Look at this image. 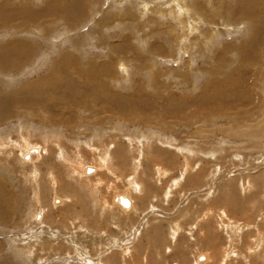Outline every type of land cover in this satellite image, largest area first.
<instances>
[{"label":"rangeland","instance_id":"rangeland-1","mask_svg":"<svg viewBox=\"0 0 264 264\" xmlns=\"http://www.w3.org/2000/svg\"><path fill=\"white\" fill-rule=\"evenodd\" d=\"M47 1L0 0V56L26 53L0 61V264H32L13 252L20 241L43 264H264V42L254 60L222 56L261 45L233 0H75L12 21L7 3ZM127 192L146 205L134 228L130 201H114ZM167 221L183 228L176 242Z\"/></svg>","mask_w":264,"mask_h":264},{"label":"bare ground","instance_id":"bare-ground-1","mask_svg":"<svg viewBox=\"0 0 264 264\" xmlns=\"http://www.w3.org/2000/svg\"><path fill=\"white\" fill-rule=\"evenodd\" d=\"M33 1H35V0H33ZM38 1V0H37ZM75 0H50V1H47L46 3H45V5L43 4V6L42 7H36V6H29V4H27V5H25L24 4V6L23 7H21V8H18V9H15V10H13L11 7H10V4L9 3H7L8 5H9V13H10V17H11V19H12V21H17V19H18V17L20 18V19H22V20H25V18L27 17L28 19H29V22H31V21H33V20H35V19H38V22H42V20H43V18L42 19H40V17H42V16H44V19L45 18H47V17H49V16H51V18H54V17H56V16H58V14H60V15H63V12H64V9H65V4H67V5H71V3L72 2H74ZM25 2V1H24ZM233 2V3H232ZM231 3L233 4V6H235V8L234 9H232L233 11V13L235 12L236 13V19L238 20V21H240V20H243L244 22H249L250 23V28H251V30H252V33L254 32V37H253V39H251V41L253 42V43H261V45L259 46L258 44V46L259 47H254V51H251V54H250V56H248V53H249V50L247 49V48H245V47H243V45L241 44V45H234V46H226V47H223L222 49V52H224L223 54H222V56H225V55H230L231 53H237V56H233L232 58L234 59V61L236 60V59H238L239 57H238V55H240L241 57H242V59H244V60H251V59H253L254 57H255V55L257 54V51H258V54L261 52V50H262V47H263V40H264V36H260V35H264V22H260V23H258L257 21L259 20V18H261L262 16H264V0H233V1H231ZM33 4H35V3H33ZM200 4V3H199ZM215 4V3H214ZM202 5H203V3H202ZM223 5V4H222ZM162 6H164V5H162ZM204 6V5H203ZM193 10H198V6L196 5V4H194L193 5ZM224 10V9H223ZM177 12V11H176ZM210 12V11H209ZM219 12V11H218ZM222 12V11H221ZM230 12V11H229ZM45 13H47V14H45ZM66 13H68V12H66ZM224 12H222V14H223ZM172 14V13H171ZM210 15H211V13H209ZM230 13H228V16H227V19H231L232 17V15L230 16L229 15ZM193 15H195V14H193ZM208 16L207 15V17L205 16V17H203V21L205 22H211L212 20H210V18H211V16ZM168 16V15H167ZM177 17H178V19H180L181 18V13H180V15L178 14V12H177V15H176ZM220 18H221V21H223L224 22V20H225V16H223V15H218ZM242 16H244L245 18L243 19V17ZM200 17V16H199ZM205 19V20H204ZM212 19V18H211ZM223 19V20H222ZM234 19H235V16H234ZM182 20H183V18H182ZM184 21V20H183ZM202 21V20H201ZM216 21V20H215ZM214 21V23H216ZM231 21H232V19H231ZM235 21V20H234ZM177 22V21H176ZM181 22V21H180ZM199 22V21H198ZM229 22V21H228ZM235 22H237V21H235ZM27 23V22H26ZM37 23V22H36ZM44 23V22H43ZM183 23V22H182ZM217 24V23H216ZM227 24V23H226ZM28 26H30V24H28ZM206 26V25H205ZM219 26V25H218ZM195 28H197V27H195ZM194 28V29H195ZM199 30V29H198ZM179 32V31H178ZM198 32V31H197ZM214 32L215 31H211V33H210V31L207 33V34H205V31L204 30H201L200 32H198V35L199 36H202V37H204V39L203 40H206V39H209L210 37H213L214 36ZM218 37H220V34L219 35H216V39L218 38ZM251 37V36H250ZM197 39H198V37H197ZM214 42V41H213ZM246 42H248L247 40L245 41V43ZM190 47V46H189ZM192 47V46H191ZM192 51V50H191ZM219 52V51H218ZM220 54H221V52H220ZM207 55V54H206ZM25 57H26V53H25V50H21V49H19V48H11V49H8L7 51H5L4 53H2L1 54V56H0V61H3V62H5V61H9V60H11V59H15V60H17V61H19V60H21V59H25ZM208 58V57H207ZM254 60V59H253ZM212 61V60H211ZM256 61V60H255ZM219 62V61H218ZM113 63H114V61H113ZM212 63V62H211ZM236 63V62H235ZM249 63L250 62H247V61H242L239 65H237L236 67H235V69H234V72L235 73H240L239 74V76L242 74V76L241 77H239L238 79H236L235 77H232L231 79H230V82L233 84V85H235V84H237L238 82H239V80L241 79V78H243V76H245L246 74H244V73H242L241 71L242 70H244L245 72H248V65H249ZM115 64V63H114ZM113 64V65H114ZM220 64V63H219ZM211 65V64H210ZM94 66V65H93ZM109 66V65H108ZM114 67V66H113ZM77 68V67H76ZM258 68V67H257ZM70 69V68H69ZM231 69V68H230ZM67 70V69H66ZM106 70V69H105ZM112 70V69H111ZM117 70V69H116ZM240 70V71H239ZM93 71V70H92ZM77 72V71H76ZM114 72V71H113ZM83 73V72H82ZM95 73H97V72H95ZM117 73V72H116ZM88 74V73H87ZM123 74V73H122ZM84 75H86L85 73H84ZM93 75V74H92ZM92 75H91V77L90 78H93L92 77ZM150 75V74H149ZM253 76V75H252ZM262 76H264V75H262ZM72 76L70 75V78H71ZM113 77V76H112ZM120 77H121V75H120ZM131 77V76H130ZM253 77H255V76H253ZM261 77V76H260ZM153 78H154V75H153ZM110 79V78H109ZM112 79V78H111ZM56 80H58V78L56 79ZM56 80H54V82L56 81ZM60 80V79H59ZM113 80V79H112ZM260 80V79H259ZM92 81V80H91ZM90 81V82H91ZM144 81V80H143ZM93 82V81H92ZM114 82V81H113ZM141 82V81H140ZM250 82V81H249ZM58 83V82H57ZM146 83V82H145ZM227 83V82H226ZM225 83V84H226ZM93 85V84H92ZM155 85V84H154ZM213 85V84H212ZM240 85V84H239ZM133 86V85H132ZM142 86H144V85H142ZM221 86H223V85H221ZM214 87V86H213ZM249 87H251V85L249 86ZM256 87H258V86H256ZM146 88V87H145ZM245 89V88H244ZM156 90V89H155ZM248 90V89H247ZM225 91V90H224ZM259 91V90H258ZM134 92V91H133ZM156 92V91H155ZM262 92V91H261ZM157 93V92H156ZM227 93V92H226ZM241 93H242V91H241ZM126 94V93H125ZM146 94V93H145ZM118 95H120V94H118ZM128 95V94H127ZM135 95H137V94H135ZM160 95V94H159ZM256 95V94H255ZM254 95V96H255ZM257 95H258V93H257ZM149 96V95H148ZM153 96V95H152ZM147 97V96H146ZM161 97V96H160ZM259 97H260V95H259ZM103 99L104 98H107L106 100H108V101H113V100H115L114 98H112V97H109V96H103L102 97ZM101 98V99H102ZM121 98V97H120ZM131 98L128 96L127 97V106H128V101L130 100ZM226 99V98H225ZM256 99V98H255ZM62 100V99H61ZM121 100H124V101H126L125 100V98H121ZM247 100H248V98H247ZM184 102L185 103V99H181L179 102ZM130 102V101H129ZM178 102V103H179ZM182 102L181 103H179V104H182ZM227 102V101H226ZM232 102V101H231ZM236 102V101H235ZM247 102H249V101H247ZM260 102V101H259ZM107 103V102H106ZM171 103H174V102H171ZM176 103V102H175ZM218 103V102H217ZM216 103V104H217ZM87 104V103H86ZM86 104H85V106H86ZM89 104V103H88ZM114 104V103H113ZM120 104H123L124 105V103H119V104H117V105H120ZM215 104V105H216ZM225 104V103H224ZM247 104V103H246ZM252 104V103H251ZM89 105H91V104H89ZM117 105H115L116 106V108H118L119 106H117ZM110 106V105H109ZM125 107V109L124 110H128V112H129V117H130V113L131 112H134L135 110H132V109H130V108H128V107ZM134 106V105H133ZM141 107V106H140ZM107 107H105V109H106ZM195 108V107H194ZM250 108V107H249ZM61 109V111H63V109L64 108H60ZM115 109V108H114ZM85 110V109H84ZM108 110H110V109H108ZM107 110V111H108ZM193 110V109H192ZM196 110V109H195ZM112 111V110H111ZM123 111V110H122ZM140 111V110H139ZM98 112V111H97ZM121 112V111H120ZM136 112V111H135ZM192 112V111H191ZM194 112V111H193ZM86 113V112H85ZM101 113V112H100ZM125 113V112H124ZM216 113H218V112H216ZM102 114V113H101ZM110 114H112V113H110ZM122 114V113H121ZM126 114V113H125ZM149 114V113H148ZM100 115V114H99ZM114 115V114H113ZM117 115V114H116ZM115 115V116H116ZM133 115H135L136 116V113L135 114H133ZM131 116V117H133L134 118V116ZM146 116H147V114H145ZM145 115H142L143 117L145 116ZM141 116V115H140ZM193 116V115H192ZM224 116H225V114H224ZM136 117H138V115L136 116ZM1 118V117H0ZM101 118V117H100ZM142 118V117H141ZM112 119V118H111ZM124 119V118H123ZM130 119V118H129ZM134 119H136V118H134ZM143 119V118H142ZM103 120V119H102ZM141 120V119H140ZM97 121V120H96ZM126 121V120H125ZM102 122V121H101ZM129 122V121H128ZM132 122V121H131ZM133 122H134V120H133ZM156 123V122H155ZM153 124H154V122H153ZM149 125V124H148ZM117 126V125H116ZM152 126V125H151ZM178 126V125H177ZM201 126V125H200ZM92 128V127H91ZM122 128V127H121ZM96 130V129H95ZM160 130V129H159ZM98 131V130H97ZM161 131V130H160ZM205 131V130H204ZM263 131V130H262ZM47 133V132H46ZM52 133V132H51ZM53 134V133H52ZM54 137H57V136H55L54 135ZM79 137V136H78ZM192 138V137H191ZM80 139V138H79ZM147 140V139H146ZM148 140H150V139H148ZM66 141V140H65ZM93 141V140H92ZM78 142V141H77ZM76 142V143H77ZM95 147V146H94ZM150 146H148V148H149ZM97 150V149H96ZM30 151H32L31 149H30ZM89 151V150H88ZM108 151L109 150H107V153H108ZM92 152V151H91ZM182 153V152H181ZM185 153V152H184ZM101 154V153H100ZM142 155V154H141ZM144 155V154H143ZM28 160H30V155L28 154ZM102 158H104V156H102ZM141 158V157H140ZM26 159V158H25ZM27 160V161H28ZM100 160V159H99ZM108 162V161H110L109 159H103V164H105V162ZM106 162V164L107 165H109L108 163ZM110 163H111V161H110ZM136 166H134L136 169L138 168V167H141V160H137L136 162ZM100 164V163H99ZM140 164V165H139ZM106 166V165H105ZM133 166V165H132ZM108 167V166H107ZM51 169V168H50ZM76 169V168H75ZM36 170V169H35ZM90 170H92V169H90ZM90 170H87V171H90ZM131 171H133V170H131ZM37 172V171H36ZM108 172V171H107ZM114 172V171H113ZM113 172L111 173V174H113ZM109 173V172H108ZM36 174V173H35ZM182 177V176H181ZM2 178L0 177V181H2L1 180ZM161 179H162V177H161ZM110 180V179H109ZM137 182V181H136ZM98 185V184H97ZM161 185V184H160ZM104 186V185H103ZM96 187H99V186H96ZM132 188H133V190H138L139 189V191H141V186L140 187H138V189H135V186H132ZM95 189V188H94ZM98 190L99 189H101V187L100 188H97ZM11 190V189H10ZM111 191V190H110ZM109 191V192H110ZM161 191V190H160ZM100 193H102V192H100ZM107 193V192H106ZM37 194H38V192H37ZM143 194V193H142ZM135 195V194H134ZM140 195H141V193H140ZM99 196V195H98ZM172 196V195H171ZM133 197V193L132 192H127L125 195H117V197L115 198L114 197V201H117L118 203H120V204H122V202L123 201H130V206L129 207H127L126 209L127 210H129V209H135V212L133 213V214H131V215H128L129 214V211L128 212H125V210H122L123 211V214H127L128 215V217L126 216L125 218L127 219V224H128V222H131V227L133 226V228L135 227V226H137L138 225V223H139V221H141V219H142V217H143V213H145L146 212V205L142 208V207H139L138 206V208H137V204H136V201H135V199H134V197ZM98 198V197H97ZM131 198H132V200H131ZM101 199H102V197H101ZM103 201V200H102ZM93 202H94V200H93ZM95 202H97L96 200H95ZM100 202V201H99ZM104 202V201H103ZM101 204V203H100ZM104 204H105V202H104ZM107 204H108V202H107ZM106 205V204H105ZM152 205H153V203H152ZM101 206V205H100ZM148 207V206H147ZM153 207V206H152ZM156 207V206H155ZM102 209V208H101ZM8 210V209H7ZM104 210H106V209H104ZM130 210V211H131ZM152 210V209H151ZM156 211V210H155ZM34 212H35V210H33V213H32V215H35L34 214ZM107 212V211H106ZM152 212H154V211H152ZM117 214V213H116ZM31 215V216H32ZM188 215H191V214H189L188 213ZM122 216V215H121ZM33 217V216H32ZM45 217H46V212H45V210L43 209V214H42V218L43 219H45ZM34 218V217H33ZM160 218V217H159ZM125 219V220H126ZM120 220H122V217L120 218ZM120 220H118V221H120ZM39 221V220H38ZM157 220H156V217L153 215V219H148L147 220V225H146V228H145V230L143 231V232H145L146 233V235H149L150 234V232H152L153 234H155L156 233V226L157 225H160V221H158V222H156ZM0 222H2V218H1V215H0ZM45 222V221H44ZM142 222V221H141ZM140 222V223H141ZM168 222V225H169V236H172V238L174 239V242H176L178 239H177V237H179V235H180V232H178V231H181L183 228L182 227H178V226H176V225H174V223L173 222H171V221H167ZM181 223V222H180ZM29 225V224H28ZM143 225V224H142ZM173 226H175V228H173ZM43 227V226H42ZM103 227V226H102ZM132 228V229H133ZM61 230V229H60ZM67 230V229H66ZM109 230V229H108ZM58 232H60V231H58ZM110 232V231H109ZM144 233V234H145ZM50 234V233H49ZM53 235V234H52ZM38 237V236H37ZM40 238V237H39ZM28 239V238H27ZM15 240V239H14ZM243 240V239H242ZM262 239H260V241H261ZM264 240V239H263ZM29 241V240H28ZM27 241V242H28ZM35 241V240H34ZM53 241V240H52ZM115 241V240H114ZM257 241V243L259 242V240H255V242ZM40 242H42V241H40ZM20 243V245H19V247L16 249V248H14V247H12V249H13V252L14 253H17V254H21V255H23V257H24V259L26 258V259H28V260H30V262L32 263V264H34V259H38L37 260V262H41L42 263V261L43 260H46V259H42V260H40L42 257V255L45 253V251H43V254H40L41 253V251L38 253V254H36V255H30L31 254V252H30V250H28L26 247H25V245H24V243H21V241L19 242ZM31 243V242H30ZM43 243V242H42ZM139 243H140V240H139ZM138 243V244H139ZM263 243V242H262ZM14 245V244H13ZM33 245V244H32ZM166 245V244H165ZM258 245H260V244H258ZM41 246H43V244L41 245ZM50 246H51V244H50ZM55 246V247H54ZM168 246V245H167ZM256 246V245H255ZM32 247H34V246H32ZM31 247V250H32V252L34 251V249L35 248H32ZM39 247V246H38ZM49 247V246H48ZM58 245H52V252H47V253H49L50 255H52V256H54V255H56L57 256V254H59L60 253V251L58 250ZM137 247V246H136ZM135 247V248H136ZM51 249V248H50ZM41 250V249H40ZM57 250V251H56ZM37 251H38V249H37ZM70 251V250H69ZM30 253V254H29ZM34 253V252H33ZM55 253V254H54ZM238 253H240V252H235L234 253V255H236V254H238ZM256 253V252H255ZM68 254V253H67ZM129 254V253H128ZM61 255V254H60ZM125 255H126V253H125ZM239 255V254H238ZM238 255H236V256H238ZM241 255V254H240ZM31 256H33V260H31ZM203 256H205V255H203ZM37 257H41V258H37ZM46 257V256H45ZM58 257V256H57ZM60 257V256H59ZM206 257V256H205ZM210 255H208V258H209V260H210ZM228 257V256H227ZM227 257H226V259L223 261V263L224 264H226L227 263ZM47 258V257H46ZM55 258V257H54ZM47 259H50V260H52L51 259V257L50 258H47ZM60 259V258H59ZM205 258H203V257H201L200 258V260H204ZM206 260H207V257H206ZM217 260H219V259H217ZM57 261V260H56ZM208 261V260H207ZM47 262H49V261H47ZM209 262V261H208ZM220 262V261H219ZM46 263V262H45ZM51 263V262H50ZM59 263H60V261H59ZM59 263H57V264H59ZM215 263H216V261H215ZM37 264V263H36ZM43 264V263H42ZM54 264H56V263H54ZM67 264V263H66ZM196 264V263H195ZM213 264V263H212Z\"/></svg>","mask_w":264,"mask_h":264}]
</instances>
